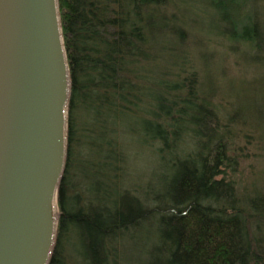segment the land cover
Segmentation results:
<instances>
[{"label": "trees", "instance_id": "trees-1", "mask_svg": "<svg viewBox=\"0 0 264 264\" xmlns=\"http://www.w3.org/2000/svg\"><path fill=\"white\" fill-rule=\"evenodd\" d=\"M56 1L69 86L47 264L76 263L74 235L85 264H121L123 241L148 224L138 264H264V193L243 195L236 181L247 146L264 138L237 103L219 115L211 67L188 59L176 36L179 0ZM204 1L224 53L264 55V0ZM141 146L172 159L157 189L139 193L127 178Z\"/></svg>", "mask_w": 264, "mask_h": 264}, {"label": "water", "instance_id": "water-1", "mask_svg": "<svg viewBox=\"0 0 264 264\" xmlns=\"http://www.w3.org/2000/svg\"><path fill=\"white\" fill-rule=\"evenodd\" d=\"M69 75L56 0H0V264H47Z\"/></svg>", "mask_w": 264, "mask_h": 264}, {"label": "rangeland", "instance_id": "rangeland-1", "mask_svg": "<svg viewBox=\"0 0 264 264\" xmlns=\"http://www.w3.org/2000/svg\"><path fill=\"white\" fill-rule=\"evenodd\" d=\"M179 2L180 6L175 7L176 10L173 8L177 18L176 23L182 28L176 36L184 40L183 51L188 59L201 66L206 62L208 68L211 67V79L214 83L212 87L215 90L214 103L220 107L219 115L228 114L231 105L237 103L234 110H240L237 112L239 119L259 131L263 139L264 55L252 54L246 59L238 58V55L234 57V53L238 52L235 47L224 53L216 43L219 39L215 42L212 36L210 23H216V19L207 3L204 0H179ZM258 2L263 6L262 0ZM256 8L254 3L248 9L255 14ZM173 10L170 8L168 12L172 13ZM259 20L262 18L259 17ZM252 141L245 150L246 157L241 159L236 167L239 189L243 195L248 196L256 192L264 193V145L254 147ZM171 159L169 155L161 159L152 148L135 147L129 161L128 183L138 186L139 193L148 188L157 189L159 178L170 173ZM55 210L56 212L58 210L57 203ZM152 232L153 227L149 224L144 225L139 232L133 231L132 236L123 241L121 264H138L140 260L146 259L145 249ZM72 237L74 249L68 250V253L72 252L75 255L77 259L75 264H85L74 253L75 249L82 250V243L77 236ZM71 257L74 256L71 254Z\"/></svg>", "mask_w": 264, "mask_h": 264}, {"label": "bare ground", "instance_id": "bare-ground-1", "mask_svg": "<svg viewBox=\"0 0 264 264\" xmlns=\"http://www.w3.org/2000/svg\"><path fill=\"white\" fill-rule=\"evenodd\" d=\"M54 210H55V206H54Z\"/></svg>", "mask_w": 264, "mask_h": 264}]
</instances>
